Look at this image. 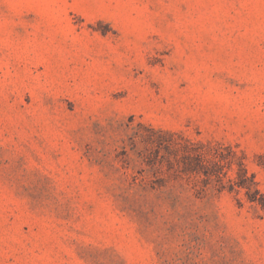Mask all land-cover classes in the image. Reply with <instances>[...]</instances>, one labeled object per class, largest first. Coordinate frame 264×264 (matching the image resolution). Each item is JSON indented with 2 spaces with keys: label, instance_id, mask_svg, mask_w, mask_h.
<instances>
[{
  "label": "rangeland",
  "instance_id": "obj_1",
  "mask_svg": "<svg viewBox=\"0 0 264 264\" xmlns=\"http://www.w3.org/2000/svg\"><path fill=\"white\" fill-rule=\"evenodd\" d=\"M0 264H264V0H0Z\"/></svg>",
  "mask_w": 264,
  "mask_h": 264
}]
</instances>
